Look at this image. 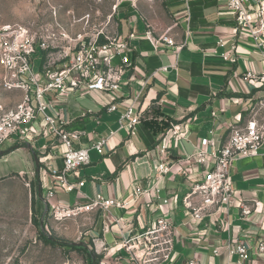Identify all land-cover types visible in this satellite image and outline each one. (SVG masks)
Returning <instances> with one entry per match:
<instances>
[{"label": "crops", "instance_id": "crops-1", "mask_svg": "<svg viewBox=\"0 0 264 264\" xmlns=\"http://www.w3.org/2000/svg\"><path fill=\"white\" fill-rule=\"evenodd\" d=\"M144 1L115 12L116 29L134 48L132 66L123 76L124 94L118 99V110L109 111V96L97 91L71 92L65 98L62 107L73 120L70 127L83 132L75 141L77 146L90 145L101 136L109 138L102 153L90 150L91 162L80 170L79 177L70 176L71 181H84L83 185L71 192L57 189L51 200L75 205L101 194L126 201L129 206L96 209L61 223L47 213L44 222L47 227L55 224L59 235L68 239L65 241L85 242L96 264H132L127 251L119 248L121 233L114 219L122 217L124 227L133 223L135 230H140L166 215L174 223L175 245L165 264H188L192 259L199 264H228L237 256L229 257L225 248L215 254V249L237 238L253 246L264 227V143L258 156L239 158L231 167L236 205L221 209L201 223L190 222L183 205L189 185L176 174L182 167L181 160L192 154L203 139L212 136L218 147L223 146L231 127L246 124L252 107L264 99V83L246 78L248 70L260 76L264 73V38L259 45L247 28L241 26L236 31L238 24L228 8L229 0H190L189 12L181 0ZM130 34L135 36L130 38ZM163 34L175 45L159 42ZM224 53L230 54L228 59ZM18 94L22 99L23 92L18 90ZM131 102L143 112L136 135L128 134L118 122L120 113ZM83 108L92 109L94 117L82 118ZM171 124L179 125L180 132L168 141L165 159L171 170L160 181L158 197L150 193L136 196V183L147 188L156 182L155 166L162 161L161 149ZM38 141L42 142L39 147ZM21 143L37 152L40 170L33 152L25 162L12 159L15 168L29 170L32 159L41 181L51 168L62 166L65 147L55 135L46 133L32 142L14 144L19 148ZM184 168L188 169L187 165ZM168 197L173 199L165 204ZM255 202H259L260 211L244 219L240 204ZM40 205L44 211L41 200ZM95 237L103 240L107 249L92 248ZM249 264H264V254L250 250Z\"/></svg>", "mask_w": 264, "mask_h": 264}, {"label": "built area", "instance_id": "built-area-1", "mask_svg": "<svg viewBox=\"0 0 264 264\" xmlns=\"http://www.w3.org/2000/svg\"><path fill=\"white\" fill-rule=\"evenodd\" d=\"M170 1V0H165ZM190 10V0H181ZM228 8L237 20L238 26L247 28L254 41L261 45L264 38V2L261 0H229ZM53 23L46 24L34 31L6 26L0 33V62L4 70L1 86L4 89H18L23 92L22 99L7 108L0 102V148L6 142H32L46 133L56 136L64 145L63 164L54 167L42 178V192L49 204L48 214L55 222L75 219L96 209L109 210L113 206L127 207L129 203L114 198H105L96 194L86 203L68 205L52 203L57 189L71 192L83 185L84 181H71L70 176L79 177L80 170L91 162L90 150L104 151L108 136L96 138L90 145L75 144L83 132L70 127L73 120L64 112L62 105L71 92L97 91L109 96L106 104L111 112L118 110V99L122 92L123 76L131 68V55L134 50L128 38L119 34L108 20L101 28L88 34L84 29L71 36L66 26L58 19L57 12ZM88 14L86 18H89ZM150 34V32H148ZM130 34V38L134 37ZM159 42L175 45V41L161 35ZM157 43V41H156ZM223 44V40H220ZM232 49H236L233 44ZM42 57L41 69L35 70L36 57ZM229 53L223 57L228 59ZM166 70V67L163 68ZM246 78L264 83V73L260 76L252 70L246 72ZM166 101L165 99L161 100ZM82 118L94 117L93 110L83 108ZM143 121V112L138 111L135 102H131L118 118L120 128L128 134L136 135ZM179 125L171 124L162 146V161L155 168L156 182L147 188L136 183L135 195L150 193L158 197L160 181L171 170L166 161L168 141L178 135ZM264 143V99L259 100L251 109L250 118L244 125H233L227 142L218 147L214 137L205 138L192 154L181 160V169L177 176L189 185V191L183 197V205L190 215L192 224L201 223L206 217H213L223 208L235 206L236 189L231 178V167L242 157H255L260 154ZM47 146H43L45 151ZM188 169L184 168V166ZM199 174L200 178H192ZM173 197L164 200L170 204ZM244 219L260 211L259 202L253 205L240 204ZM114 224L121 233L120 249L129 254L132 264H165L173 254L175 245V227L172 219L160 216L150 225L135 230L131 223L127 228L121 224L122 217H116ZM92 248L107 249L106 243L98 237L92 239ZM227 250L228 264H249L250 250L256 255L264 254V227L259 232L255 244L250 246L240 238L228 241L215 249ZM188 264H199L192 259Z\"/></svg>", "mask_w": 264, "mask_h": 264}, {"label": "rangeland", "instance_id": "rangeland-1", "mask_svg": "<svg viewBox=\"0 0 264 264\" xmlns=\"http://www.w3.org/2000/svg\"><path fill=\"white\" fill-rule=\"evenodd\" d=\"M140 1L143 0H0V33L6 26H21L34 31L53 23L54 13L57 12L59 21L72 37L83 29L90 34L108 20L116 27L115 12L122 6H131ZM88 14L90 17L86 18ZM35 57V70L39 71L42 57ZM3 76L0 62V102L9 108L21 98L18 89H4L1 86ZM41 143L36 142V146L39 147ZM18 144L6 142L0 148L8 150L0 155V264H86L84 252L63 246L61 242L51 245L41 239L38 227L33 222L32 208V183H36L38 191L39 178L32 159L29 170L12 166V159L25 162L32 155L31 150L22 143L19 148L23 149L18 150ZM41 210L38 201V216ZM52 226H45L52 238L68 240L59 235L55 224L52 223Z\"/></svg>", "mask_w": 264, "mask_h": 264}, {"label": "trees", "instance_id": "trees-1", "mask_svg": "<svg viewBox=\"0 0 264 264\" xmlns=\"http://www.w3.org/2000/svg\"><path fill=\"white\" fill-rule=\"evenodd\" d=\"M170 127L169 125H166L163 127L164 130L168 129ZM40 202V199L38 197V191L36 189V183H32V208H33V222L35 223V225L38 227L39 230V235L41 237V239L51 245H56L57 243L61 242V245L63 246H67L70 249H74V250H78V251H82L86 254V259L88 260V264H96L97 261L94 260V257L91 253L90 250H88L86 247L84 246H79V245H73L71 242L68 241H59V239L53 237V238H49L44 232H42V230L39 228L40 226V220H41V215H42V210L39 214V216L37 215V211H36V203ZM48 214H46L47 216ZM45 226L46 223L44 222Z\"/></svg>", "mask_w": 264, "mask_h": 264}, {"label": "water", "instance_id": "water-1", "mask_svg": "<svg viewBox=\"0 0 264 264\" xmlns=\"http://www.w3.org/2000/svg\"><path fill=\"white\" fill-rule=\"evenodd\" d=\"M29 147L31 148L30 145H29ZM7 152H8V150L0 149V155H4ZM32 152H33L34 159H35V162H36L37 170L39 171L40 170V158H39L37 152L34 149H32ZM38 197L44 203V206H45L44 211H43V213L41 215L40 228H41L42 232H44L49 238H52L51 234L46 231V227H45V224H44L45 216H46V214L48 213V210H49V204H48V202L45 200V198L43 196L41 181H39V183H38ZM72 244L73 245H79V246L88 247V245L85 242H73Z\"/></svg>", "mask_w": 264, "mask_h": 264}]
</instances>
